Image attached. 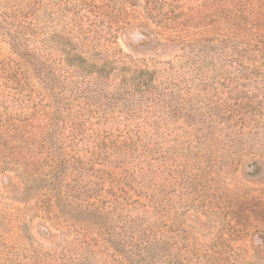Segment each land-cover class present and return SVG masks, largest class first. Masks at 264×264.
Here are the masks:
<instances>
[{"label": "rangeland", "instance_id": "obj_1", "mask_svg": "<svg viewBox=\"0 0 264 264\" xmlns=\"http://www.w3.org/2000/svg\"><path fill=\"white\" fill-rule=\"evenodd\" d=\"M250 13L264 26V0H0V264H264Z\"/></svg>", "mask_w": 264, "mask_h": 264}, {"label": "trees", "instance_id": "obj_2", "mask_svg": "<svg viewBox=\"0 0 264 264\" xmlns=\"http://www.w3.org/2000/svg\"><path fill=\"white\" fill-rule=\"evenodd\" d=\"M253 14L250 13V16L247 18L248 20L250 21H247L250 25V27H254V29H256V31L260 32V31H264V26L261 25V22H257L256 20L253 21ZM252 22V23H250ZM262 29V30H261ZM55 162H53V168L50 170L52 172H55V173H62V171L64 170V168L66 166H69V163L67 160H65L64 157H62L60 160L57 159V156L55 158ZM78 165H73V168L77 167ZM60 168H61V172L60 171ZM7 178V177H6Z\"/></svg>", "mask_w": 264, "mask_h": 264}]
</instances>
